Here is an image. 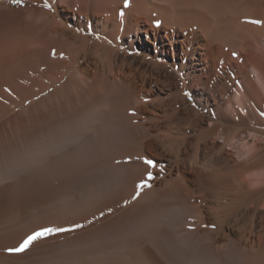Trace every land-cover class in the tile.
<instances>
[{"label":"bare ground","instance_id":"bare-ground-1","mask_svg":"<svg viewBox=\"0 0 264 264\" xmlns=\"http://www.w3.org/2000/svg\"><path fill=\"white\" fill-rule=\"evenodd\" d=\"M54 6L0 39V264H264V0Z\"/></svg>","mask_w":264,"mask_h":264},{"label":"rangeland","instance_id":"rangeland-1","mask_svg":"<svg viewBox=\"0 0 264 264\" xmlns=\"http://www.w3.org/2000/svg\"><path fill=\"white\" fill-rule=\"evenodd\" d=\"M55 4H56V0H52V3L48 4L47 6L46 4L33 2L32 0H20L19 3H15L14 0H0V13H1L0 14V39L13 38V37H19V38L28 37L27 34L31 30L32 26L30 24V19L28 18L29 15H26L28 14L26 10H30V9L31 10H44L45 9L49 11L51 9H54ZM27 104H29V102ZM124 163L126 164L129 163V160H127V162H124ZM162 178L163 176H159L155 179L154 182L157 183V181H160ZM154 182L152 183V185L155 184ZM57 183L58 181H53V183L51 184L34 185L29 188H26L25 189L26 192H24L25 191L24 190L20 194L29 193V195H34V193L36 192L34 196H31L32 198H37L40 194L41 195L43 194L42 196H44L45 194H47L48 190L52 186L54 185L56 186ZM47 188L49 189L47 190ZM38 190L39 192H37ZM20 194L12 192L11 196L9 195L8 198H18Z\"/></svg>","mask_w":264,"mask_h":264},{"label":"snow or ice","instance_id":"snow-or-ice-1","mask_svg":"<svg viewBox=\"0 0 264 264\" xmlns=\"http://www.w3.org/2000/svg\"><path fill=\"white\" fill-rule=\"evenodd\" d=\"M15 3H19L20 0H14ZM47 6V5H46ZM125 6L127 7V0H125ZM158 23V22H157ZM252 23H261L260 21H252ZM145 163L149 166H154L153 165V161L150 159H146ZM147 176L149 179L152 178V174L149 172L147 173ZM149 185L145 182H141L140 185H138V187H148ZM139 195V193H137V196ZM214 227V225H213ZM68 229H65L63 227H56V228H52V227H44L40 230H36L33 231L31 234H28L26 237H24L17 246L11 247V248H7L5 249L6 252H8L9 254H17V253H23L26 250H28L35 241L45 238L51 234H53L54 232H64L67 231Z\"/></svg>","mask_w":264,"mask_h":264}]
</instances>
